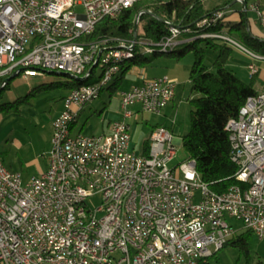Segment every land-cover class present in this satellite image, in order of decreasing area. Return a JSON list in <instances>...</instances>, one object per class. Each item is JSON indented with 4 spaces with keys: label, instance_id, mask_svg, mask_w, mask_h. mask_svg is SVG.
Listing matches in <instances>:
<instances>
[{
    "label": "built area",
    "instance_id": "obj_1",
    "mask_svg": "<svg viewBox=\"0 0 264 264\" xmlns=\"http://www.w3.org/2000/svg\"><path fill=\"white\" fill-rule=\"evenodd\" d=\"M138 1L0 0V87L5 77L44 71L94 81L64 97L44 173L23 184L0 160V264H204L236 232L226 217L264 239V90L225 125L241 186L219 194L200 181L194 160L168 167L177 156L168 128L152 129L147 155L129 149L132 109L159 114L173 100L175 83L167 76L119 92V118L109 134L71 136L84 105L113 83L133 50L167 53L199 37L236 44L173 25L159 41L141 33L87 39L102 18L114 19ZM225 14L217 10L195 26L223 22ZM248 70L257 73L252 65ZM95 197L99 203L90 207Z\"/></svg>",
    "mask_w": 264,
    "mask_h": 264
},
{
    "label": "trees",
    "instance_id": "obj_2",
    "mask_svg": "<svg viewBox=\"0 0 264 264\" xmlns=\"http://www.w3.org/2000/svg\"><path fill=\"white\" fill-rule=\"evenodd\" d=\"M203 1L139 0L132 9L125 10L114 19L102 18L95 25L94 32L87 36V39L133 38V29L138 17V24H141V36L150 41H159L168 34V26L146 14V12H151L176 26L196 31L197 34L226 36L238 43L244 51L264 58V36L260 39L253 38L248 33L247 25L242 19L235 24L219 21L209 27L197 28L195 26L197 21L199 22L219 9L223 10L227 5L215 8L213 11H206L203 7ZM244 2L247 3L248 0H244ZM194 35L193 32L183 33L180 36L182 39H187ZM215 40L221 42L218 44L215 43ZM202 43L204 46H209L215 50L216 58L211 69L203 64L204 49ZM133 51L132 58L121 63L119 74L108 86L107 90L110 92L115 91L121 85L123 77L128 72L133 69H142L151 61V58H145L140 51ZM231 51V46L225 40L199 37L177 46L171 52H152L154 55L162 54L176 60L187 53H191L194 57L189 72V81L191 91L197 93L198 97L189 100L193 108L189 114L190 129L187 134L181 137V145L188 154L187 160L195 161V169L200 181L218 194L226 192L233 186H241V183L235 180L237 168L230 160V146L225 125L229 119L237 116L239 109L248 97L257 94L251 83L242 82L226 69L225 63L230 57ZM58 74L69 78L65 84H58L68 91L94 82L90 78L82 81V79H75L66 74ZM17 76L19 75H15L14 78ZM11 80L6 82L0 94L8 87ZM40 87L43 86L31 89L24 98L18 99L17 102L0 104V114L11 111L17 112L19 106L27 103V98L31 96L32 92L41 89ZM149 145V140L144 141L142 155H147ZM250 234L251 232L248 230L236 232L226 242L225 246H235L246 255L249 248L247 239Z\"/></svg>",
    "mask_w": 264,
    "mask_h": 264
},
{
    "label": "rangeland",
    "instance_id": "obj_3",
    "mask_svg": "<svg viewBox=\"0 0 264 264\" xmlns=\"http://www.w3.org/2000/svg\"><path fill=\"white\" fill-rule=\"evenodd\" d=\"M231 0H205L203 7L205 10H211L214 7H221L226 2ZM234 1V0H232ZM232 7L237 6L233 5ZM251 18V14L249 15ZM201 21V20H200ZM141 24H137L136 34L139 36L141 33ZM215 43H220V40H215ZM231 46V55L225 63L227 70L231 71L239 80L246 84H250L249 72L241 65V62H249L250 58L232 43L227 42ZM203 53L204 66L211 69V66L216 58L214 48L204 46L201 44ZM145 58H151V61L145 65L142 69H133L128 72L121 85L113 92L107 90V87L100 91L99 97L96 100H92L84 105L85 110L81 114L78 123L71 135H75L79 129L87 131L91 128L92 135H98L101 132L102 114L105 110L114 113L119 112V92L122 90H128L129 87L135 86L137 83L138 75L136 71L140 73L144 71L147 75L152 76L159 72L167 70L169 77L175 82L176 97L173 106H169L165 111V117L159 120V117L140 112L138 107H134L132 111L134 114L132 119L128 120V124L131 128V133L136 131L139 127L145 131H150L151 127L157 123L165 120L168 126L175 124L174 138L178 140L179 144H176V155L174 159L168 163L170 169L177 167L180 163L185 162L188 159V154L181 145V137L188 133L190 129V113L192 106L189 100L198 97V94L191 91V84L189 81V72L194 61V57L191 53L185 54L179 60L173 59L170 56L153 53H144ZM241 61V62H239ZM256 68V67H255ZM143 72V74H144ZM101 73V68L96 67L94 71V77H98ZM68 77L62 76L57 72H40L36 77H23L19 75L9 82L8 87L0 94V104L17 102L18 99L24 98L31 89H38L32 92L31 96L27 98V103L21 104L17 112L11 111L9 113H2L5 117V121L9 123V127L0 135V160L4 166H19L23 168L22 176L23 184L26 183L24 179L30 178L37 167L44 163L43 148L44 141L47 137L48 130L50 128V121L53 117V112L56 106L62 104L68 90L62 88L58 84H65L68 81ZM259 83V80L258 82ZM255 83L254 88L256 89ZM253 84V83H252ZM29 104V105H28ZM25 105V106H24ZM27 106V107H26ZM89 108V109H88ZM29 109V110H28ZM138 113H137V112ZM162 113V112H161ZM136 116V118H134ZM51 141V140H50ZM99 198H92L89 202L90 207H95L99 203ZM227 222L233 226L236 232H243L245 229L242 224L233 218L226 217ZM235 232V233H236ZM248 253L243 254L239 248L227 245L221 250L217 251L212 257L207 259L204 264H264V239L257 238L251 233L247 239Z\"/></svg>",
    "mask_w": 264,
    "mask_h": 264
},
{
    "label": "crops",
    "instance_id": "obj_4",
    "mask_svg": "<svg viewBox=\"0 0 264 264\" xmlns=\"http://www.w3.org/2000/svg\"><path fill=\"white\" fill-rule=\"evenodd\" d=\"M225 4H227V5L226 6L224 5L225 7L223 8V10L226 12L225 19L223 21L224 23L226 22V23L235 24V23L240 22V19H242V20L245 21V23L247 25L248 33L253 38H259L260 39V38H262L264 36V0H248L247 3H245L244 0H243V2H238L237 0H234V1L231 0V1L226 2ZM243 4H246V12L244 11ZM233 5L234 6L236 5L237 8L236 7H232ZM253 7L257 8L262 13V18H260L257 15V13L253 10ZM215 8H220V7H214L213 9L206 10V11H213ZM250 14H251V18L253 17L252 19L249 18ZM234 46L236 48H238L240 51H242L244 54H246L247 56H249L250 58L255 60V61L250 60L249 62H246V63L243 62V61L242 62L239 61V62H241L242 66L244 65V67L247 69L248 72H249V70H248V66L249 65H252V66L256 67L257 73L255 75L251 76L250 72H249V80L251 82L252 88L256 92L263 91L264 90V58L263 57H259L257 55L250 54V53L244 51L239 46L238 43H236ZM136 72H137L136 75H138V79H137L136 85L141 84L143 79L157 78V77H161V76H167L169 79H171L173 81V79L169 77L170 73L167 70H165L164 72H159V73H157L155 75H152V76L147 75L144 71H142V73H140L139 70H137ZM143 72H144V74H143ZM10 77H5L4 80L9 79ZM258 80H259V83H257ZM255 83H257V85H256L257 88L256 89L254 88ZM176 88L177 87L175 86L173 100L161 111L162 113L160 112L159 114H153V115L159 117V120L165 117L164 115L166 113H165L164 110H166L170 105L173 106L174 101H175V97H176V90H177ZM63 98L64 97H61V99H63ZM62 106H63V102H62V104L56 106V108H55V110L53 112V117H52V119L50 121V128L48 130V133L46 134L47 137H46V139L44 141V148H43V152H42L43 153V158H44V163L37 167V170L35 171V173L32 176H30V178L24 179V181H26V183H28L31 179L40 176L42 173H44L47 170V167H48L47 156H48V153H49L50 147H51V141L50 140H51V135H52V122L62 112V110H63ZM84 110H85V108L83 107L82 110L79 113V117H78L77 121L72 124V126L70 128V132H73L75 130V127H76V125L78 123V120H79V118H80V116H81V114L83 113ZM118 118H119V112L111 113V112L105 110L104 113L102 114V123L100 125V127H101V131L100 132L101 133L98 134V135H107V134H109L110 133V124H111V122L117 120ZM134 118H136V116H134ZM157 126H164V127L168 128L172 133H174V131H176L175 130V124H172L171 126H168L166 124L165 120H164V122L161 121V122L157 123L155 126L151 127L150 131H148V132L145 131L143 128L139 127L138 129H135L136 131L131 133V131H130L131 128H130V130H129L130 131L129 149L132 152L136 153L137 155L138 154L142 155L144 141L150 140V135H151L152 129L154 127H157ZM8 127H9V123L6 122L5 121V117L2 114H0V135H2V133H4V131ZM92 131L93 130L91 128H88L87 131H82V129H79L75 135H71V136H76V135H79V134H81V135H92V133L90 134V132H92ZM176 144H179L178 140H176ZM5 167L11 172H18V173L20 172L21 174L23 172V168H19V166L17 167V166L10 165L8 167L7 166H5ZM21 179H22V176H21ZM22 182H23V179H22Z\"/></svg>",
    "mask_w": 264,
    "mask_h": 264
},
{
    "label": "water",
    "instance_id": "obj_5",
    "mask_svg": "<svg viewBox=\"0 0 264 264\" xmlns=\"http://www.w3.org/2000/svg\"><path fill=\"white\" fill-rule=\"evenodd\" d=\"M243 6H244V11L246 12V5L243 4ZM145 12H146V11H145ZM146 14L152 16L153 18H155L156 20H158V21H160V22L166 24L167 26H172V25H173V26H176V25H174L173 23H168V22H166V20H164L163 18H160V17H158V16L152 14L151 12H146ZM137 24H138V17L136 18V21H135V25H134V33L136 32ZM14 76H15V75L11 76L9 79H13ZM9 79H7L4 83H6ZM2 89H3V86L0 87V91H1Z\"/></svg>",
    "mask_w": 264,
    "mask_h": 264
}]
</instances>
